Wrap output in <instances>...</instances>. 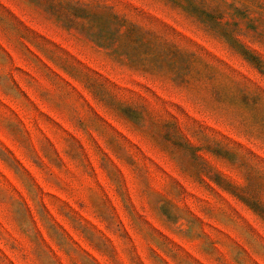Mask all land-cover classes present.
Here are the masks:
<instances>
[{
  "label": "rangeland",
  "instance_id": "rangeland-1",
  "mask_svg": "<svg viewBox=\"0 0 264 264\" xmlns=\"http://www.w3.org/2000/svg\"><path fill=\"white\" fill-rule=\"evenodd\" d=\"M0 264H264V0H0Z\"/></svg>",
  "mask_w": 264,
  "mask_h": 264
}]
</instances>
